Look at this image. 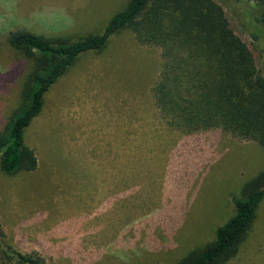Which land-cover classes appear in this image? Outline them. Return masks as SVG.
Instances as JSON below:
<instances>
[{
	"label": "rangeland",
	"instance_id": "1",
	"mask_svg": "<svg viewBox=\"0 0 264 264\" xmlns=\"http://www.w3.org/2000/svg\"><path fill=\"white\" fill-rule=\"evenodd\" d=\"M128 1L0 0V130L31 68L8 35L62 37L72 21L76 39L100 34ZM214 1L264 77V58L240 25L238 4ZM121 35L115 43L127 48L125 57L119 49L110 55L108 44L45 95L24 132L37 168L0 171V251L37 252L47 264H174L214 240L235 212L232 198L264 172L255 142L220 129L169 128L150 93L159 50ZM225 264H264V200Z\"/></svg>",
	"mask_w": 264,
	"mask_h": 264
},
{
	"label": "trees",
	"instance_id": "2",
	"mask_svg": "<svg viewBox=\"0 0 264 264\" xmlns=\"http://www.w3.org/2000/svg\"><path fill=\"white\" fill-rule=\"evenodd\" d=\"M240 25L264 58V0L237 2ZM130 32L140 46L159 50L160 70L150 93L168 127L184 134L220 129L264 151V77L248 46L233 32L214 0H129L101 34L72 41L13 32L7 42L31 68L20 100L0 130V171L32 172L34 151L24 132L44 107L45 95L83 54L101 52L109 38ZM264 200V172L233 197L234 214L214 240L174 264H225L233 259ZM0 264H47L37 252L0 251Z\"/></svg>",
	"mask_w": 264,
	"mask_h": 264
},
{
	"label": "crops",
	"instance_id": "3",
	"mask_svg": "<svg viewBox=\"0 0 264 264\" xmlns=\"http://www.w3.org/2000/svg\"><path fill=\"white\" fill-rule=\"evenodd\" d=\"M73 22V21H72ZM72 22L70 23L71 25H73L74 26V24H72ZM70 25V26H71ZM73 26H71L69 29H68V31L64 34V33H62V34H64V36H66V35H68V37H70L69 35H71V37L70 38H72V40H78V39H76V38H74V35L72 34V33H74L73 32ZM126 31V30H125ZM123 31H121V32H119V33H117V34H115V35H113V36H111L109 39L110 40H108V42H107V44L105 45V47L103 48V50L101 51V52H89V53H86V54H83V55H81L76 61H75V63L68 69V71L63 75V76H65L67 73H69L75 66H77V67H79L78 65V63H79V61L81 60V58L82 57H87L88 55H92V54H100V53H103L104 51H106L105 49H106V47L108 46V44H110V46H109V50H110V55H114L112 52H111V50H113V51H117V49H119L120 50V52L119 53H117V55H119V56H123V57H125L127 54H126V52H125V50L127 49V48H124L122 45L120 46V47H118V46H116V43L115 42H117L120 38H121V33H122ZM101 34V33H100ZM131 34V33H130ZM96 35H98V34H96ZM87 36H92V35H87ZM132 36V37H131ZM131 36H130V38L132 39V40H134L133 38V35L131 34ZM86 37V36H85ZM85 37H83V38H85ZM81 39V38H80ZM120 41V40H119ZM118 41V42H119ZM116 55V56H117ZM115 56V55H114ZM77 63V64H76Z\"/></svg>",
	"mask_w": 264,
	"mask_h": 264
}]
</instances>
